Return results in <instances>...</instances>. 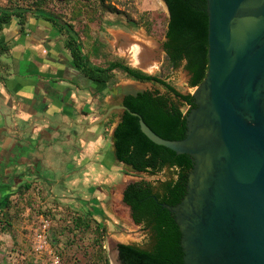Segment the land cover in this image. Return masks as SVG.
Returning <instances> with one entry per match:
<instances>
[{"label":"water","instance_id":"obj_1","mask_svg":"<svg viewBox=\"0 0 264 264\" xmlns=\"http://www.w3.org/2000/svg\"><path fill=\"white\" fill-rule=\"evenodd\" d=\"M207 2L209 70L187 137L165 140L119 108L154 144L192 158L186 196L163 205L180 228L185 264H264V0ZM111 260H120L118 246Z\"/></svg>","mask_w":264,"mask_h":264},{"label":"trees","instance_id":"obj_2","mask_svg":"<svg viewBox=\"0 0 264 264\" xmlns=\"http://www.w3.org/2000/svg\"><path fill=\"white\" fill-rule=\"evenodd\" d=\"M25 0H6V6H0V35L5 26L14 20L23 25L30 17L49 22L65 38L66 49L80 72L91 81L114 85L119 74L128 79L150 83L163 87L167 94L159 91H145L125 95L123 106L141 115L145 123L161 138L170 141H182L187 137V115L197 107L192 94H184L161 76L150 75L135 69L122 58L109 55L108 46L95 41L88 50L82 31L75 22L84 18L80 8L72 10L67 16L49 10L48 0H32V8L24 6ZM29 0H27L28 2ZM87 11L97 13L96 6L118 13L106 6L104 0H89ZM169 11V21L165 34V64L168 70H177L185 63V69L192 78L190 87L196 89L206 79L209 70V14L207 0H163ZM26 5V4H25ZM95 13V14H96ZM91 18H93L91 16ZM69 19V20H68ZM73 19V21L71 20ZM0 55L9 53L6 46H0ZM1 57V56H0ZM103 62L98 63V61ZM117 73V75H116ZM175 98L178 102L174 101ZM186 109V110H185ZM115 159L118 163L136 173H157L166 169H176L178 178L160 182L159 187L148 183L130 184L124 194V202L133 210V219L137 225H144L153 234L151 251L135 245L120 244V259L123 264H185L181 246L182 235L172 214L163 207L167 204L177 206L187 194L188 175L193 169L192 158L178 155L165 147L150 141L142 132L140 120L124 111L121 123L113 134ZM10 177H0V214L5 217L11 206L14 194L32 189L34 181H25L16 172ZM15 180V181H14ZM18 180V181H17ZM2 218H0V225ZM78 227L92 229L98 243L102 242L106 229L95 212L86 213L80 218ZM102 250V244H100ZM103 264H110V259L100 256Z\"/></svg>","mask_w":264,"mask_h":264},{"label":"rangeland","instance_id":"obj_3","mask_svg":"<svg viewBox=\"0 0 264 264\" xmlns=\"http://www.w3.org/2000/svg\"><path fill=\"white\" fill-rule=\"evenodd\" d=\"M24 2L22 4L26 7L34 6L32 0ZM104 2L118 13L102 10L99 4L96 6V14L89 12L87 9H91L88 7L92 4L89 0H48V9L70 19L69 14L72 10L80 8L85 12L84 18L75 24L78 30L82 31L88 50L93 48L95 41H98L108 46L109 55L114 57L118 56H115L110 48L111 37L108 29L121 28L137 35L153 37L157 40L158 43L154 44L158 45L164 59L160 68L145 73L161 76L182 93L193 95L196 89L190 87L191 79L184 67L185 63L177 70L166 68L163 46L166 41L169 11L165 2L163 0H104ZM0 6H6V0H0ZM122 59L130 66H134L131 59ZM101 62L103 60L98 61L100 64ZM138 64L137 61L136 65L139 67ZM92 84L93 82L91 86ZM98 86L102 85L95 84L94 88ZM140 89L167 94L163 87L153 84L141 86ZM81 143L78 138H73L71 147L68 145L66 150H63L65 147L60 144L57 151L62 150L66 153H54L53 162L56 167H52V170L41 168L34 175L22 178L18 183L10 182L11 186L25 181L35 183L31 190L14 194L10 199V208L5 211L7 215L3 217V214H0L2 218L0 264H54L55 256L60 259L61 264H103L100 260L101 254L110 259V264H122L120 260L117 262L111 260L119 244L141 248L147 246L150 234L135 225L130 209L123 204V192L133 183L148 182L158 186L160 182L175 181L177 170L166 169L156 175L136 173L117 162L115 150L111 145L105 148L100 146V152L104 151L97 157L87 153L88 149L85 147V154L79 162ZM17 165V161L11 162V168ZM90 211L95 212L97 219L105 226L106 231L103 233L101 243H98L92 229L78 227L77 222ZM45 230L53 255L48 250L39 251L38 237Z\"/></svg>","mask_w":264,"mask_h":264},{"label":"crops","instance_id":"obj_4","mask_svg":"<svg viewBox=\"0 0 264 264\" xmlns=\"http://www.w3.org/2000/svg\"><path fill=\"white\" fill-rule=\"evenodd\" d=\"M107 32L113 54L131 59L133 67L146 72L137 61L157 69L162 65L164 57L153 37L121 28ZM0 46L9 49L0 55L1 178L12 172L26 178L41 168L52 170L56 167L54 153H66L57 147L61 144L66 150L73 138L82 142L79 162L85 147L95 157L104 151L100 152V146L113 149L125 95L145 92L141 86L150 85L120 74L114 85L91 81L74 65L65 38L49 22L36 17L23 25L19 20L6 25ZM95 84L102 86L94 88ZM12 161L18 165L11 168Z\"/></svg>","mask_w":264,"mask_h":264},{"label":"built area","instance_id":"obj_5","mask_svg":"<svg viewBox=\"0 0 264 264\" xmlns=\"http://www.w3.org/2000/svg\"><path fill=\"white\" fill-rule=\"evenodd\" d=\"M38 241H39V244H40L39 251L48 250L51 255L54 254L53 251H52L51 245L48 242V237H47V234H46V230L43 231V233L39 235ZM53 261H54V264H61L60 259L58 257H56V256L53 258Z\"/></svg>","mask_w":264,"mask_h":264},{"label":"flooded vegetation","instance_id":"obj_6","mask_svg":"<svg viewBox=\"0 0 264 264\" xmlns=\"http://www.w3.org/2000/svg\"><path fill=\"white\" fill-rule=\"evenodd\" d=\"M188 72H189V71H188ZM190 75H191V74H190ZM191 78H192V76H191ZM170 170H174V169H170ZM177 178H178V175H177ZM14 181H15V180H14ZM17 181H18V180H17ZM10 182H11V181H10ZM128 187H129V186H128ZM128 187H127V188H128ZM157 187H159V185H158ZM127 188H126V189L124 190V192H123V198H124V194H125ZM105 193H106V191H105ZM123 204L126 205V206L130 209V211H131V216H132V219H133V210H132V208H131L129 205H127V203L124 202V199H123ZM133 221H134V219H133ZM134 223H135V221H134ZM135 225H136L137 227H139V228L144 229L145 231H147V232L150 234V239H149V242L147 243V246L144 247V248H142V249L147 250V251H151V249H152V247H153V242H154V240H153V234L151 233L150 229L146 228L144 225H137L136 223H135ZM119 246H120V244L118 245V248H119ZM119 251H120V250H119ZM120 261H121V259H120ZM121 263H122V261H121ZM122 264H123V263H122Z\"/></svg>","mask_w":264,"mask_h":264},{"label":"bare ground","instance_id":"obj_7","mask_svg":"<svg viewBox=\"0 0 264 264\" xmlns=\"http://www.w3.org/2000/svg\"><path fill=\"white\" fill-rule=\"evenodd\" d=\"M141 47V46H140ZM136 48H137V50H139V47L136 45ZM139 65V67H142L143 69H145L146 71H148V72H153V71H155V69H157V68H155L156 66H144L143 64H141V63H139L138 64Z\"/></svg>","mask_w":264,"mask_h":264}]
</instances>
